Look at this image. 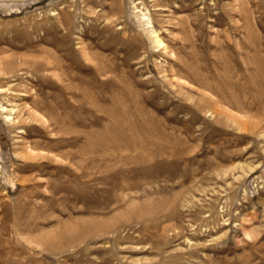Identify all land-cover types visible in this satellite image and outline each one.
Listing matches in <instances>:
<instances>
[{
	"label": "rangeland",
	"instance_id": "obj_1",
	"mask_svg": "<svg viewBox=\"0 0 264 264\" xmlns=\"http://www.w3.org/2000/svg\"><path fill=\"white\" fill-rule=\"evenodd\" d=\"M0 264H264V0H0Z\"/></svg>",
	"mask_w": 264,
	"mask_h": 264
},
{
	"label": "bare ground",
	"instance_id": "obj_2",
	"mask_svg": "<svg viewBox=\"0 0 264 264\" xmlns=\"http://www.w3.org/2000/svg\"><path fill=\"white\" fill-rule=\"evenodd\" d=\"M147 21V20H145ZM149 34H150V37L153 38V40L157 43V44H162L161 41L158 39L159 37L157 36V32L153 29V30H149ZM1 109H3V111H7V109H5L3 106L1 107ZM9 112V111H8ZM12 114V113H11ZM10 114V115H11ZM7 118H9V116H7ZM18 119V117H17ZM18 121V120H17ZM22 121V120H21ZM22 123V122H20Z\"/></svg>",
	"mask_w": 264,
	"mask_h": 264
}]
</instances>
